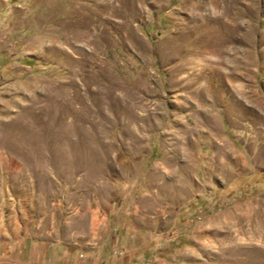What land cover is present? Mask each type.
Instances as JSON below:
<instances>
[{"label": "rangeland", "instance_id": "1", "mask_svg": "<svg viewBox=\"0 0 264 264\" xmlns=\"http://www.w3.org/2000/svg\"><path fill=\"white\" fill-rule=\"evenodd\" d=\"M0 264H264V0H0Z\"/></svg>", "mask_w": 264, "mask_h": 264}]
</instances>
